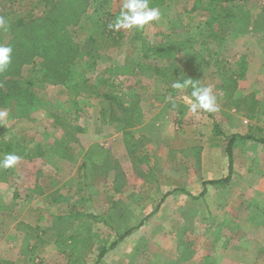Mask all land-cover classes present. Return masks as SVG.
I'll list each match as a JSON object with an SVG mask.
<instances>
[{"label": "rangeland", "instance_id": "374dc122", "mask_svg": "<svg viewBox=\"0 0 264 264\" xmlns=\"http://www.w3.org/2000/svg\"><path fill=\"white\" fill-rule=\"evenodd\" d=\"M152 1L161 19L122 29L115 42L101 33V23L106 12L118 14L121 0H0L6 21L0 44L13 48L0 73V111L8 113L0 120V156L21 157L15 168L0 169V203L53 205L57 216L47 212L44 227L48 248L56 245V228L96 214L87 264L96 263L100 246L140 222L99 264H264V221L229 228L215 198L207 203L186 193L221 186L204 177L227 172L217 164L229 162L230 122L245 125L254 104V137L264 138V0ZM181 76L211 85L218 111L191 113L180 99L190 90L169 89ZM114 78L122 81L118 92L105 85ZM109 103L122 118L105 124L100 109ZM123 128L129 145L137 144L132 152ZM251 144L254 158H264V144ZM257 166L264 173V161ZM32 186L48 195L25 198L23 189ZM50 249L48 263L66 264V255ZM33 255L16 260L36 264L40 257L31 249Z\"/></svg>", "mask_w": 264, "mask_h": 264}, {"label": "crops", "instance_id": "0c3cea01", "mask_svg": "<svg viewBox=\"0 0 264 264\" xmlns=\"http://www.w3.org/2000/svg\"><path fill=\"white\" fill-rule=\"evenodd\" d=\"M254 101L255 96L252 95V102L255 103ZM235 111L233 109L231 115H234ZM257 113L260 115L262 112L259 110ZM245 116V125L240 121H232L230 122L231 125H229L230 137L228 143L232 142V169L230 170L229 162L227 166L217 164V167L222 168L224 171L227 168V172H223L222 176L216 179H213L214 177L212 176L204 177V182L216 180L217 184L222 187L212 188L206 185L201 188L200 193L193 194L191 192V195L194 197L205 198L207 203L215 198L214 203L216 204L214 208L217 211L223 212V220L226 221V225L229 228H234L238 222H244L241 225H245L246 222H251V220L257 218L264 221V173L257 166L258 163L264 161V158L262 154H260L259 160L258 158H254L252 155L254 146L251 144L254 140L264 144V138L255 139L254 137L255 127L253 126V121L256 117L249 119L247 118V114ZM227 146L228 144L226 148ZM254 155L256 156V153ZM205 173L207 174L208 172ZM1 180H3V175H0V194L5 191L2 188ZM32 187L23 189L27 193L25 198L28 195H33L35 197L41 196L44 199V194L45 196L48 195L46 189L38 192L35 188L36 186ZM19 194V192L12 193L13 197L18 198L20 197ZM52 207L53 205L45 203L43 205L37 203L28 204L27 202L0 203V246L1 241L9 243L7 247L0 248L1 264H19L16 259L22 261L23 259L35 257V255L31 256V249L36 250V255L40 257L36 261V264H59V262L54 261L48 263L49 253H46L47 249L51 248V255L57 256L58 253L64 255L57 245H55L56 239L60 234L58 232L64 233L65 229H60L63 226H59V229L56 228V235L54 239H51L55 246L50 247L49 245L48 248L46 245L50 241L46 237V228H44L49 223L46 213L48 212L49 215L57 216V214L51 212L50 209ZM204 207L207 208L208 205L205 204ZM70 208L71 211H76L78 207L70 206ZM9 210L12 212L11 216L8 214ZM63 219L64 217L59 220L63 221ZM77 224L78 222L75 221V225ZM247 239L248 241L254 240L250 236H247ZM33 263L35 264V261H28V264Z\"/></svg>", "mask_w": 264, "mask_h": 264}, {"label": "trees", "instance_id": "16d2710c", "mask_svg": "<svg viewBox=\"0 0 264 264\" xmlns=\"http://www.w3.org/2000/svg\"><path fill=\"white\" fill-rule=\"evenodd\" d=\"M151 5L154 6L156 5L153 1L151 2ZM115 16L112 13L106 12L103 16V20L101 23V33L108 39H111L115 42H119L122 39V33L121 30L120 31H114L109 29L108 25L114 20ZM137 38L141 39V36L137 35ZM171 47L169 46L168 49H170ZM172 49V48H171ZM161 51V50H160ZM157 56L164 58L167 57L168 58L171 56V53L168 54H163L164 56H161V52H159L158 54H156ZM240 66L243 68V70L246 69L247 66V62L245 60V58H241V62H240ZM243 75V74H242ZM105 85H107V87L110 88L109 91H111L112 88L115 89V91H119L121 89L122 86V81H119L117 78H114L111 80L110 83H105ZM170 91L172 92V94L174 95L176 93L177 90L173 89L170 86ZM108 95V93L106 94ZM107 96H105L106 98ZM108 98V97H107ZM24 102L21 103V106L28 107L29 104H23ZM172 104V103H171ZM173 106V105H171ZM121 114L124 115V118L127 122H129V125H134V122H131L129 120L128 117H126V114H128V107H121ZM126 113V114H125ZM255 104L252 105L249 108V111L247 113V118L249 119H253L255 118ZM100 116L102 117V120L105 122V124L110 123L112 120H114L115 118L117 120H120L122 117H117V113L112 112L111 109V104L109 103V106H101L100 109ZM132 116H134V114H132ZM141 116L140 112H138V116ZM123 118V120H124ZM122 132H124L125 136V143L127 148H129V150L132 152V150L135 148V146H137L136 143L131 142L132 145L130 144V138H128V136L131 135V133L126 130L125 128H123ZM64 137V136H62ZM132 138V137H131ZM57 142H54V145ZM232 142L230 141L228 143L227 146V152H228V158H229V165H230V170L232 169V146H231ZM14 145V144H13ZM135 145V146H134ZM134 146V147H133ZM4 148V142H0V149ZM20 152H22L23 155L28 156V153L24 150H20ZM30 158V157H29ZM0 175H4L3 172H0ZM121 174H119L120 176ZM118 177V176H116ZM115 179V183H116ZM217 182L216 180L213 181H209V182H204L206 183H215ZM117 190H120L119 188ZM186 192V191H185ZM188 195H190L192 198H197L194 197L193 195H191L189 192H186ZM168 195V194H166ZM166 195L162 198L161 201L164 200V198L166 197ZM73 218V215L71 216L70 219ZM102 220V218H100ZM97 220V215L96 214H84L82 216V219L78 222L77 225H75L74 220L71 221V227H68L64 230V233L61 234V232L58 235V238L56 239V245L57 247L60 249L61 253L66 255V264H87L88 263V259L90 257V252L92 250V238L95 236V233L93 232V228H92V223ZM143 222H140L139 224H137L136 226H132L129 229H126L124 232L120 233L118 238L116 240H114L109 246H100L99 248V254H98V259L96 261L95 264H99L102 259L104 258V256L108 253V251L110 249H112L113 247H115L120 241L124 240L128 235L132 234L134 231H136L137 229H139L142 226Z\"/></svg>", "mask_w": 264, "mask_h": 264}, {"label": "clouds", "instance_id": "9594fccd", "mask_svg": "<svg viewBox=\"0 0 264 264\" xmlns=\"http://www.w3.org/2000/svg\"><path fill=\"white\" fill-rule=\"evenodd\" d=\"M162 13L158 7L151 5V0H121L118 14L108 25L109 29L114 31L144 29L153 21H159ZM0 28H6V21L0 17ZM13 48L11 45L0 44V73L5 72L12 62ZM171 87L178 93L190 90V96H181L188 110L195 114L198 111L216 112L218 111L217 96L211 85L202 84L199 80L191 77L175 79ZM173 106L176 105V98L168 96L166 98ZM7 112L0 111V120L6 118ZM21 157L13 152H8L0 156V169L15 168Z\"/></svg>", "mask_w": 264, "mask_h": 264}]
</instances>
